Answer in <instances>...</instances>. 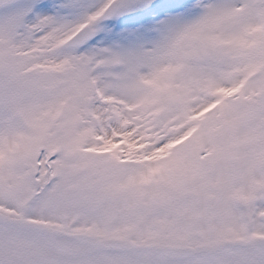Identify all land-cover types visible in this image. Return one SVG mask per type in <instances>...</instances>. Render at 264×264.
Masks as SVG:
<instances>
[{
	"label": "snow or ice",
	"instance_id": "obj_1",
	"mask_svg": "<svg viewBox=\"0 0 264 264\" xmlns=\"http://www.w3.org/2000/svg\"><path fill=\"white\" fill-rule=\"evenodd\" d=\"M0 264H264V0H0Z\"/></svg>",
	"mask_w": 264,
	"mask_h": 264
}]
</instances>
